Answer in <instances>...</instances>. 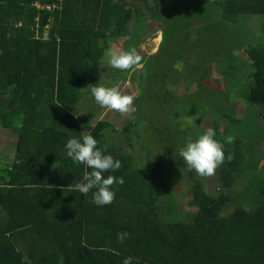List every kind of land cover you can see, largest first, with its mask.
<instances>
[{"label": "trees", "instance_id": "16d2710c", "mask_svg": "<svg viewBox=\"0 0 264 264\" xmlns=\"http://www.w3.org/2000/svg\"><path fill=\"white\" fill-rule=\"evenodd\" d=\"M138 1L0 0V145L14 142L12 160L0 161V264H122L125 257L133 264H264V153L256 148L264 140L258 121L264 117V0H161L156 12ZM150 18L164 23L156 55L166 67L161 95H152L164 102L190 97L188 113L201 121L196 92L177 96L167 88L177 61L185 65L180 72L187 88L191 77L204 83L214 65L229 89L203 86V107L224 120L215 136L225 153L217 169L223 190L209 193L200 177L191 178V210L170 194L184 164L177 136L195 138L190 127L180 130L176 123L172 134H156L158 152L147 137L127 153L124 142L108 144L104 132L111 122L91 125L77 107L94 101L87 87L106 79L103 71L124 79L127 72L107 63L109 43L121 38L123 50L135 49ZM131 19L135 34L125 32ZM249 21L258 31L251 39ZM232 94L246 107L241 118L227 105ZM89 131L99 148L121 161L118 170L104 173L124 179L112 186L115 198L106 206L95 205L91 192L84 198L74 191L72 184L91 170L64 151L69 138ZM124 232L120 243L117 235Z\"/></svg>", "mask_w": 264, "mask_h": 264}, {"label": "rangeland", "instance_id": "374dc122", "mask_svg": "<svg viewBox=\"0 0 264 264\" xmlns=\"http://www.w3.org/2000/svg\"><path fill=\"white\" fill-rule=\"evenodd\" d=\"M138 2L142 4V9L144 7L145 11L151 8L150 10H152V12H156L154 10H158L162 8V6H164L161 4V0H139ZM163 24V21L150 18L146 21V26L141 30L142 35L140 37V42L135 48V50L137 54L141 55V57H147L146 61L143 63L142 69H138L134 73L130 74V78L128 79H126L128 74L125 73L122 74L124 79H120L119 77L110 78L109 74L111 72H108L106 70L102 72V75L107 80L102 79L101 83H105L108 85H116L120 87V89L125 93H129L138 97L134 101V107L136 109L134 112H129L128 114H121L119 112L115 113L114 110L113 112L110 110L105 111L103 107H101L95 102L94 97L92 95L88 96V98L90 96L93 97L92 100L94 101L92 103H87V100H81V102L77 106L80 110L83 109V111H85V113L89 115L88 118L92 123L91 125H93L98 119L102 118L111 122L112 125L110 129H106L104 132V134H106L108 144L114 146L112 145V143L114 142H124V150L127 153H132L133 150H138L140 149V147H143V141H145L147 137H150L152 139V143H150V146L153 149H155L157 152L162 150V147L157 145V143L153 142V139H155L156 134H172V130L176 123L180 124V130L181 128L183 129L185 127H190L193 130V133L195 134L206 131L209 127L213 128L215 132L218 131L219 133H222L223 129L225 128L224 120L222 118H213L212 116L208 115L207 110L203 107L206 100L203 86L214 91L229 90L228 87L225 86L226 80L223 81L220 78L218 72L215 71L214 65L210 70L211 74L205 78L204 83L201 82V84H199L196 77H191L190 81H187L189 83V88H187L185 81L182 80L184 79V74L180 72L182 71V69H184L185 65L181 63V61H177L176 65L178 66L176 68H179L180 70L174 67L172 69V73L175 79L170 78L167 83V88H169L170 90H174V94H176L177 96L183 92L184 94L185 92H196L197 102L200 104L198 113L199 115H202V119L198 123H196V118H198V115L191 116L188 113L190 110L189 105L191 104L190 97L186 98L184 102V96L180 98L174 96L168 102H164V99L156 98L154 95H152L155 91H158L156 92L158 96L161 95V90H159L157 86L161 82V76L163 71L166 70L165 64H163V62H165L163 59V55H156L158 45L160 43V40L162 39L161 34L163 37ZM246 24V31L249 32L248 38L251 39L256 35V33H258V31H256V29L254 30L253 28H251L256 27L255 24H253L252 22L249 21ZM136 27V21L134 19H131L127 21V24L125 25V32L127 31L126 33L133 34ZM35 32L37 34V28H35ZM48 33L49 30L45 29L43 35L45 36ZM123 42L124 40H121L120 38L115 42L112 41L111 43H109V47L113 50H123ZM165 47L168 48V50L171 52L170 44L165 43ZM187 71H189L187 73H191L190 67ZM138 74L139 77H136L137 80H134L133 77L138 76ZM176 74L178 75V77L176 76ZM231 98L232 99L227 102V105L229 107H234L236 110V116L238 118H241L246 111V107L244 103L235 99V94H232ZM255 109L258 112V108ZM114 113L117 115H115ZM175 113L178 114V117ZM100 114L103 116L102 118L99 117ZM251 115L253 117H256V114L252 112ZM258 121L264 126L263 116L258 115ZM258 121L248 122L254 130H258L257 133L262 129V125H260ZM246 124L247 121H244L243 125ZM124 127L129 128L127 130L128 132L123 131ZM238 129H240V127H238ZM84 131H87V129H84ZM188 136L189 134H186L182 137L177 136L178 142L176 144V148L179 151L187 142L186 138ZM134 138H137V140L132 141L134 143L133 146L126 144L129 142V140H133ZM247 141H249L250 143V139H247ZM6 143H9V145H0V161L3 163L10 162L12 160V155L14 152V142L9 139ZM256 148L259 154L264 153V140L257 143ZM148 153H150V151H148ZM147 160L148 159L146 158V163ZM217 169L214 175L200 176L194 170H190L185 163L179 164V175L178 177L176 176L178 179L173 183H170L173 188L170 194L176 196V199L181 203V207L184 208V210H191L189 206L188 194L191 178L200 177L204 181L206 191L212 194H216L217 191L223 190V188L219 185L217 181ZM240 174L241 175H239L237 181L239 184H242L246 180L244 175H242V173ZM237 189H239V187H236V189L234 190Z\"/></svg>", "mask_w": 264, "mask_h": 264}, {"label": "clouds", "instance_id": "9594fccd", "mask_svg": "<svg viewBox=\"0 0 264 264\" xmlns=\"http://www.w3.org/2000/svg\"><path fill=\"white\" fill-rule=\"evenodd\" d=\"M162 38V34H161ZM107 63L114 69L127 72L129 75L143 67L142 57L134 48L128 50L109 49L105 53ZM87 89L94 97L95 102L105 111L115 110L121 114L134 112L136 96L125 93L116 85L105 83L90 84ZM102 118L103 116L100 115ZM103 119V118H102ZM216 132L209 127L200 132L194 139H189L181 148L179 155L190 170H194L200 176H211L225 161L223 145L215 138ZM98 141L89 131L80 137L69 138L64 151L67 158L75 163L85 165L91 171H86L78 182L72 184L74 191L86 198L91 192L92 202L97 206L111 204L115 198L114 184H123V177L113 175L104 176L105 172H115L121 167V161L114 159L112 155L99 148ZM228 159H232L229 155ZM128 237V233H118L120 243ZM122 264H133L132 257H125Z\"/></svg>", "mask_w": 264, "mask_h": 264}]
</instances>
